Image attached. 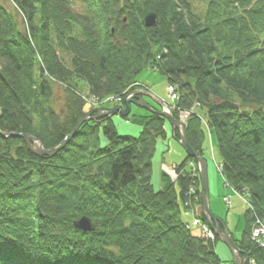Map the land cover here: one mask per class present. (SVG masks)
I'll use <instances>...</instances> for the list:
<instances>
[{
	"label": "trees",
	"instance_id": "trees-1",
	"mask_svg": "<svg viewBox=\"0 0 264 264\" xmlns=\"http://www.w3.org/2000/svg\"><path fill=\"white\" fill-rule=\"evenodd\" d=\"M190 1L0 0V132L15 134L0 137V264H222L218 239L193 237L182 217L191 184L200 204L188 157L177 166V191L150 183L162 117L148 113L137 136L119 135L111 119L83 123L53 157L30 154L17 136L50 149L93 113L79 93L124 97L151 69L190 111L194 152L204 156L206 129L221 178L246 187L264 219V0H205L200 15ZM57 50L69 52V67ZM88 207L100 221L85 233L73 222L89 217ZM243 220L237 246L247 264H264L249 209Z\"/></svg>",
	"mask_w": 264,
	"mask_h": 264
},
{
	"label": "rangeland",
	"instance_id": "rangeland-1",
	"mask_svg": "<svg viewBox=\"0 0 264 264\" xmlns=\"http://www.w3.org/2000/svg\"><path fill=\"white\" fill-rule=\"evenodd\" d=\"M190 3L194 13H196L197 15L203 13L205 7V0H191ZM78 6L79 5H76L75 8L78 9ZM24 28L26 31H29L28 25H25ZM73 35L75 36L78 35V31L76 28H73ZM56 52L59 60L65 66L69 67L70 66L69 61L71 60V56L69 52H63L61 50H57ZM137 80L142 86L147 87L148 92L152 93V95H154L156 99H159L166 104H171V98L167 91L168 84L163 76L161 77V75H159L157 72H153L149 70L142 72ZM143 100L145 101V103L149 104L150 106L159 109V105L151 98L145 97ZM83 104L85 109L91 108L92 110L93 108L92 104L90 105L87 101L83 102ZM86 104H88L89 106H87ZM103 107L114 109L117 106L111 104L109 105L104 104ZM54 108L56 111H58L59 106L57 104H54ZM130 110L131 111L128 115V120H125L119 116H115L112 118L113 119L112 121L119 135L137 136L138 133L140 132L139 126L142 125L143 119L147 115V110L144 109L142 110V108L136 106L133 107L131 106ZM95 112L96 111H93L92 114H94ZM206 131L207 130H205V134H204L205 138L203 140L202 147L204 149L203 157L207 160L208 163L207 187H208L209 209L215 216H217L220 219H223L226 222V226L227 228H229L228 230L230 231L234 239L238 241L243 230L242 227L244 226V220L241 219V217L244 211L246 210V204L240 198L234 197L233 192L229 188H225V189L222 188V179L220 178L219 173L215 169V164L217 163V161L219 162L218 153L215 147V140L213 136L210 135L209 137ZM165 134H166L165 139L159 140L157 142L154 156L152 160H150L152 163L150 183L155 191L164 190L172 184L173 185L175 184L177 191L178 186L175 182L177 169H175L174 165H179L185 159L186 154L184 150L179 146L176 139L173 138L171 134V126L168 123L165 124ZM189 160H187V162H191V159ZM223 197L232 198L231 199L232 207L230 210H227L224 203H222V201H224ZM91 212L94 211H92L88 207L86 215H88L89 217L85 215L81 217H87L90 219H92V217H96L93 219H98L99 215L97 216L96 212L90 215ZM182 217L184 218V220L188 219L187 221H189L190 219V216L187 214L185 216V213H182ZM213 250L216 252L222 264H232L231 255L228 249L222 243L220 242L215 243Z\"/></svg>",
	"mask_w": 264,
	"mask_h": 264
},
{
	"label": "water",
	"instance_id": "water-1",
	"mask_svg": "<svg viewBox=\"0 0 264 264\" xmlns=\"http://www.w3.org/2000/svg\"><path fill=\"white\" fill-rule=\"evenodd\" d=\"M143 21L146 28H151L155 26V13H146L143 18ZM143 97L151 98L152 100H154L159 105L160 110L155 111L154 109L149 107L143 100ZM131 105L142 108V110H147L152 114H156L162 117L171 126L172 136H174L175 132L177 133L178 137L175 139L178 142L179 146L184 150L186 156L189 159H192L196 164L199 177L198 179L201 186L200 212L203 217V220L206 222V224L211 229L218 241L228 249L231 255L232 264H246V255L238 248L236 242L233 240L232 236L226 229L224 222L221 219L215 217L209 209L206 161L202 157L198 156L191 148L186 137V128L184 127V125H182L178 120H176L172 116L167 105L161 100L156 99V97L152 95V93L140 89L133 90L128 92L124 98V109L116 107L113 110H97L93 115L87 114L83 116L82 118L76 121L71 133L66 135L63 140H61L58 144H55V146L50 149H44L41 141L31 136L30 134H17V136L19 138H22V141L25 144L27 151H29V153H31L32 155L36 157H53L69 143L71 138L74 137L79 127L83 123L99 121V119L101 118H113V116L115 115H119V117L121 118L126 117L130 112ZM14 135L15 134L13 133L0 132V137L3 138H8ZM98 224V219L92 220L87 217H81L73 222V227L81 232L89 233L94 231L97 228Z\"/></svg>",
	"mask_w": 264,
	"mask_h": 264
},
{
	"label": "built area",
	"instance_id": "built-area-1",
	"mask_svg": "<svg viewBox=\"0 0 264 264\" xmlns=\"http://www.w3.org/2000/svg\"><path fill=\"white\" fill-rule=\"evenodd\" d=\"M169 93L171 94L172 98L175 97L171 89H169ZM89 103H92V104L96 103V99L94 98L89 99ZM186 116L187 114L185 112H182V111L179 112V117L181 120H183ZM236 195L238 194L236 193ZM244 201H246V199H244ZM193 225L200 227V233H201L202 238H205L207 240H213V235L211 234V231H209V229L206 226L201 225L200 222L197 220L193 222ZM251 240L254 241L260 248H264V220L263 219H258V218L255 219L253 228L251 230ZM251 264L253 263L251 262Z\"/></svg>",
	"mask_w": 264,
	"mask_h": 264
},
{
	"label": "bare ground",
	"instance_id": "bare-ground-1",
	"mask_svg": "<svg viewBox=\"0 0 264 264\" xmlns=\"http://www.w3.org/2000/svg\"><path fill=\"white\" fill-rule=\"evenodd\" d=\"M193 203H196V201H192Z\"/></svg>",
	"mask_w": 264,
	"mask_h": 264
}]
</instances>
